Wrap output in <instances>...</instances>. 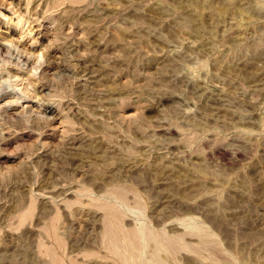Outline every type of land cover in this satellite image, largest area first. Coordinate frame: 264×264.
<instances>
[{
  "label": "rangeland",
  "instance_id": "1",
  "mask_svg": "<svg viewBox=\"0 0 264 264\" xmlns=\"http://www.w3.org/2000/svg\"><path fill=\"white\" fill-rule=\"evenodd\" d=\"M0 264H264V0H0Z\"/></svg>",
  "mask_w": 264,
  "mask_h": 264
},
{
  "label": "bare ground",
  "instance_id": "2",
  "mask_svg": "<svg viewBox=\"0 0 264 264\" xmlns=\"http://www.w3.org/2000/svg\"><path fill=\"white\" fill-rule=\"evenodd\" d=\"M3 44V43H2Z\"/></svg>",
  "mask_w": 264,
  "mask_h": 264
}]
</instances>
